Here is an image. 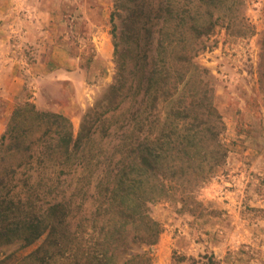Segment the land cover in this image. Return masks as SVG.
Masks as SVG:
<instances>
[{"label":"trees","instance_id":"trees-1","mask_svg":"<svg viewBox=\"0 0 264 264\" xmlns=\"http://www.w3.org/2000/svg\"><path fill=\"white\" fill-rule=\"evenodd\" d=\"M247 7L248 0H115V78L79 130L29 98L7 121L0 264H153L162 228L151 204L171 200L195 212L196 192L227 163L226 124L209 71L195 58L220 23L234 37L247 35ZM260 77L264 89V38ZM37 242L22 255L4 250Z\"/></svg>","mask_w":264,"mask_h":264},{"label":"rangeland","instance_id":"rangeland-1","mask_svg":"<svg viewBox=\"0 0 264 264\" xmlns=\"http://www.w3.org/2000/svg\"><path fill=\"white\" fill-rule=\"evenodd\" d=\"M114 3L0 0V138L14 107L28 98L79 130L115 78ZM246 15L247 35L234 37L220 23L195 58L209 71L226 124L227 163L196 192L202 207L195 212L171 200L151 204L162 228L153 264H264V0H248ZM39 243L4 250L22 255Z\"/></svg>","mask_w":264,"mask_h":264},{"label":"crops","instance_id":"crops-1","mask_svg":"<svg viewBox=\"0 0 264 264\" xmlns=\"http://www.w3.org/2000/svg\"><path fill=\"white\" fill-rule=\"evenodd\" d=\"M16 80L18 81V79H17L16 77H14V81H15L14 83H16ZM14 109H15V107H14ZM14 109H13V110H14Z\"/></svg>","mask_w":264,"mask_h":264}]
</instances>
